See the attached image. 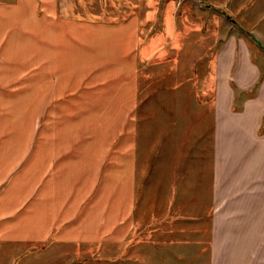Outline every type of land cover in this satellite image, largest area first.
Wrapping results in <instances>:
<instances>
[{
    "label": "crops",
    "instance_id": "1",
    "mask_svg": "<svg viewBox=\"0 0 264 264\" xmlns=\"http://www.w3.org/2000/svg\"><path fill=\"white\" fill-rule=\"evenodd\" d=\"M221 1L212 0L224 5ZM39 4L40 19L32 14L37 0L0 5V52L16 58L1 61L12 64L15 78L32 67L52 78L54 105L47 113L54 133L70 126L74 134L67 144L63 134H53L52 158L48 145L40 144L29 168L15 179L23 134H12L11 145L0 146L4 264L75 213L103 160L100 194L71 230L78 237L115 235L119 246L131 248L118 250L120 264H264V0L225 5L222 15L239 37L230 35L228 50L220 47L213 59L210 124L196 113L186 116L191 107L199 113L206 106L166 102V111L175 110L174 120H166L163 135L149 143L137 141L132 118L135 19L116 26L64 21L56 18L55 0ZM41 88L42 83L13 93L0 87V94L35 95ZM253 90L237 107L238 94ZM150 125L148 133L160 132L157 120ZM51 162L55 183L26 207ZM78 180L85 186L76 187ZM100 208L106 212L101 226Z\"/></svg>",
    "mask_w": 264,
    "mask_h": 264
},
{
    "label": "rangeland",
    "instance_id": "2",
    "mask_svg": "<svg viewBox=\"0 0 264 264\" xmlns=\"http://www.w3.org/2000/svg\"><path fill=\"white\" fill-rule=\"evenodd\" d=\"M39 1L41 0H37L35 14L31 10L36 19L42 17ZM227 1H223L224 5H216L212 0H55V6L56 18L64 21L116 26L135 19L136 41L133 57L136 68L132 118L137 141L143 138L150 142L160 134L163 135L160 128L166 120H174L175 110L171 108L166 111V102L170 106L174 100L180 101L185 107L189 104L192 106L194 102L204 105L205 111L200 110L197 113L191 107L190 113L185 110L186 114L189 113L185 115L191 117V114L196 113L197 118L205 120L207 125L212 121L213 117L208 109L216 96L209 79L213 59L220 47L228 50L227 39L230 35L239 37L238 30L234 27L230 29L228 21L222 15L227 13ZM16 4L18 0H0V5ZM9 58L16 59L14 55L0 52L1 88H9L14 93L40 88L42 83V88L35 95L0 94V146L11 145L12 134H23V143L17 145V150L20 151L14 168L16 170L13 172L15 179L29 168L31 157L40 151V144L48 145L46 153L51 159L55 153L50 143L53 142L51 136L54 134L59 138L63 134L61 139L67 144L74 132L69 126L61 133H54L55 124L47 113L54 105L50 87L53 79L46 78V74L34 67L23 72L22 77L15 78L17 72L12 69V64L1 61ZM254 90L247 96L238 94L237 107L245 97L253 95L256 92ZM38 106L39 109H33ZM21 107L29 109H20ZM82 112L87 113V110L82 109ZM152 120H157L160 132L158 128H154L155 130L148 133ZM119 141L120 137L117 136L111 144V150L116 148ZM106 167L107 163L103 160L92 186L83 192L81 202L71 217L55 224L54 231L40 243L29 244L28 250L14 253L13 259L5 264H120L123 251L118 255V250L131 248L119 246L113 238L115 235L102 238L101 233L98 240H89L80 238L71 231L93 207L91 202L100 194ZM56 173L51 162L48 170L36 181L34 193L26 207L49 183H55L53 179ZM74 185L85 186L79 180ZM96 217L101 226L105 222L106 212L100 208ZM128 243H133L132 238ZM4 261L2 253L0 264H4Z\"/></svg>",
    "mask_w": 264,
    "mask_h": 264
}]
</instances>
